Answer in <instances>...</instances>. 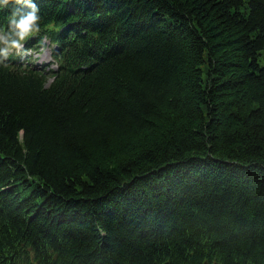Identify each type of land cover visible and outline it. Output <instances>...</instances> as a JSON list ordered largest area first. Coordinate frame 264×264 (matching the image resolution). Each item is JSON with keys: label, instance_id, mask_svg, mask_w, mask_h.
<instances>
[{"label": "trees", "instance_id": "16d2710c", "mask_svg": "<svg viewBox=\"0 0 264 264\" xmlns=\"http://www.w3.org/2000/svg\"><path fill=\"white\" fill-rule=\"evenodd\" d=\"M37 2L58 68L0 66V264H264V0Z\"/></svg>", "mask_w": 264, "mask_h": 264}, {"label": "clouds", "instance_id": "9594fccd", "mask_svg": "<svg viewBox=\"0 0 264 264\" xmlns=\"http://www.w3.org/2000/svg\"><path fill=\"white\" fill-rule=\"evenodd\" d=\"M5 10L6 27L0 25V66H9L13 55L34 57L33 63L52 59L50 53L58 42L51 40L49 31L45 30L37 0H0V12ZM52 27L51 23L47 25L48 29ZM32 37L38 39L26 47V42Z\"/></svg>", "mask_w": 264, "mask_h": 264}, {"label": "water", "instance_id": "95a60500", "mask_svg": "<svg viewBox=\"0 0 264 264\" xmlns=\"http://www.w3.org/2000/svg\"><path fill=\"white\" fill-rule=\"evenodd\" d=\"M166 264H168V263H166Z\"/></svg>", "mask_w": 264, "mask_h": 264}]
</instances>
